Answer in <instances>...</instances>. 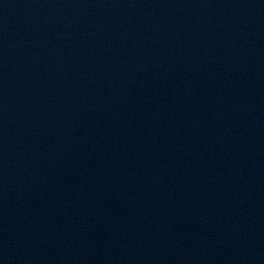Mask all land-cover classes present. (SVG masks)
<instances>
[{
	"label": "water",
	"instance_id": "water-1",
	"mask_svg": "<svg viewBox=\"0 0 264 264\" xmlns=\"http://www.w3.org/2000/svg\"><path fill=\"white\" fill-rule=\"evenodd\" d=\"M0 264H264V0H0Z\"/></svg>",
	"mask_w": 264,
	"mask_h": 264
}]
</instances>
